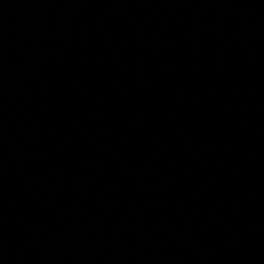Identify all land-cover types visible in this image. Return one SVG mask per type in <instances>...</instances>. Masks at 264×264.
I'll list each match as a JSON object with an SVG mask.
<instances>
[{"label":"water","instance_id":"1","mask_svg":"<svg viewBox=\"0 0 264 264\" xmlns=\"http://www.w3.org/2000/svg\"><path fill=\"white\" fill-rule=\"evenodd\" d=\"M0 264H264V0H0Z\"/></svg>","mask_w":264,"mask_h":264}]
</instances>
